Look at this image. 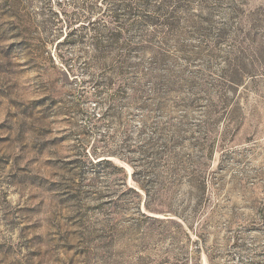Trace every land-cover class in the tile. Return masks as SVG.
Returning a JSON list of instances; mask_svg holds the SVG:
<instances>
[{
  "label": "rangeland",
  "instance_id": "rangeland-1",
  "mask_svg": "<svg viewBox=\"0 0 264 264\" xmlns=\"http://www.w3.org/2000/svg\"><path fill=\"white\" fill-rule=\"evenodd\" d=\"M0 264H264V0H0Z\"/></svg>",
  "mask_w": 264,
  "mask_h": 264
},
{
  "label": "trees",
  "instance_id": "trees-1",
  "mask_svg": "<svg viewBox=\"0 0 264 264\" xmlns=\"http://www.w3.org/2000/svg\"><path fill=\"white\" fill-rule=\"evenodd\" d=\"M129 8H131V7L129 6ZM80 23H82V25H80V27L82 28L81 30L85 29L86 22L83 23L82 21L77 20L76 24H80ZM91 24H92V22L90 21L88 26H90ZM92 31H94V33H96V29L95 30L92 29ZM76 32H77V30L74 29L72 32H70L68 34V36H66V38L63 41L64 42H67V41L69 42L70 38ZM93 41H94V51L96 52V55L94 56L93 61L96 60V62L100 66H102V65L105 64L106 59H107V57L105 56V53L102 52V48H101L102 42H101V40H99L97 38V36H95ZM106 82H107L106 83L107 86L112 84V80L110 78H107ZM137 97H138V91L135 90L134 94L132 96V100L136 99ZM102 155H104V156H102ZM94 156H95V162H96L95 164H103V163L112 164L110 159H108L107 157H118L120 159L125 160L127 163H129L133 167H135V163H133V161L129 160L128 158L123 157L121 154H119V152L118 153L117 152H113L112 150H103V151L97 150V151H95Z\"/></svg>",
  "mask_w": 264,
  "mask_h": 264
}]
</instances>
